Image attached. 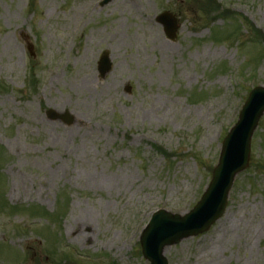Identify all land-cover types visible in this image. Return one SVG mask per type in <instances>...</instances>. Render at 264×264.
<instances>
[{
    "label": "rangeland",
    "instance_id": "374dc122",
    "mask_svg": "<svg viewBox=\"0 0 264 264\" xmlns=\"http://www.w3.org/2000/svg\"><path fill=\"white\" fill-rule=\"evenodd\" d=\"M100 1L0 0V264H63V251L149 264L139 236L152 213L196 205L248 93L264 86L253 37H264V0H215L209 15V0ZM163 13L178 18L175 41ZM103 51L112 69L100 80ZM165 257L264 264V116L223 217Z\"/></svg>",
    "mask_w": 264,
    "mask_h": 264
},
{
    "label": "water",
    "instance_id": "95a60500",
    "mask_svg": "<svg viewBox=\"0 0 264 264\" xmlns=\"http://www.w3.org/2000/svg\"><path fill=\"white\" fill-rule=\"evenodd\" d=\"M158 21L164 25L168 38L174 40L178 29L177 20L164 14ZM110 70L109 54L104 52L98 68L100 79ZM263 114L264 87H256L242 106L237 123L224 139L211 181L197 205L184 216L172 215L163 210L152 214L139 238L142 256L149 264H168L164 257L166 248L208 231L221 218L236 175L248 166L251 137ZM47 115L51 120H61L67 125L72 122L68 113L60 115L49 111Z\"/></svg>",
    "mask_w": 264,
    "mask_h": 264
},
{
    "label": "trees",
    "instance_id": "16d2710c",
    "mask_svg": "<svg viewBox=\"0 0 264 264\" xmlns=\"http://www.w3.org/2000/svg\"><path fill=\"white\" fill-rule=\"evenodd\" d=\"M207 3V2H206ZM205 3V4H206ZM204 4V6L203 7H201V10H204V11H206V15H209V14H211L212 12H214L215 11V9H214V7H215V0H209V2L205 5ZM207 6V7H206ZM203 12V11H202ZM255 35L253 36L255 39H257V37H259L260 39H261V41H264V37L261 35V33L260 32H257V31H255ZM157 150H159L160 151V149H157ZM160 153H163L165 156H166V154L164 153V152H160ZM168 158H169V156H167ZM32 212V211H31ZM43 213H45L44 211H42ZM46 214V213H45ZM47 215H49V214H47ZM49 216H52V215H49ZM63 253H64V256H63V258L61 259V263H63V264H80L79 263V261H77L76 259H75V257L74 256H72V254L70 253V252H67V251H63Z\"/></svg>",
    "mask_w": 264,
    "mask_h": 264
},
{
    "label": "bare ground",
    "instance_id": "6f19581e",
    "mask_svg": "<svg viewBox=\"0 0 264 264\" xmlns=\"http://www.w3.org/2000/svg\"><path fill=\"white\" fill-rule=\"evenodd\" d=\"M88 227L87 219H81L80 221L75 222V229L74 232H76L77 237L82 236V229ZM84 239L86 241H89L88 235H84Z\"/></svg>",
    "mask_w": 264,
    "mask_h": 264
}]
</instances>
